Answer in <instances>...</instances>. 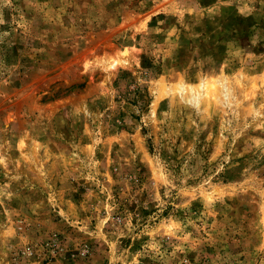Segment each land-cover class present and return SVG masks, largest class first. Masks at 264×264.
<instances>
[{
	"label": "rangeland",
	"instance_id": "obj_1",
	"mask_svg": "<svg viewBox=\"0 0 264 264\" xmlns=\"http://www.w3.org/2000/svg\"><path fill=\"white\" fill-rule=\"evenodd\" d=\"M0 264H264V0H0Z\"/></svg>",
	"mask_w": 264,
	"mask_h": 264
}]
</instances>
